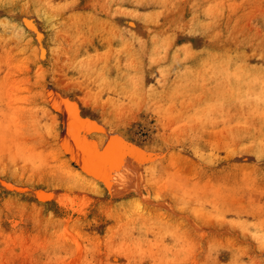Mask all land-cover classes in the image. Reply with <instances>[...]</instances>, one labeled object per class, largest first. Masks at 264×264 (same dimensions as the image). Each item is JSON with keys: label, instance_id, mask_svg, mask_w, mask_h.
I'll return each mask as SVG.
<instances>
[{"label": "rangeland", "instance_id": "rangeland-1", "mask_svg": "<svg viewBox=\"0 0 264 264\" xmlns=\"http://www.w3.org/2000/svg\"><path fill=\"white\" fill-rule=\"evenodd\" d=\"M52 94L140 193L69 160ZM0 264H264V0H0Z\"/></svg>", "mask_w": 264, "mask_h": 264}, {"label": "bare ground", "instance_id": "bare-ground-1", "mask_svg": "<svg viewBox=\"0 0 264 264\" xmlns=\"http://www.w3.org/2000/svg\"><path fill=\"white\" fill-rule=\"evenodd\" d=\"M28 24L30 25L31 23H27V25ZM61 94L60 95L52 94L50 97L47 98L48 99L50 98L49 103L51 109L58 114V117L61 121L59 144L62 152L66 156H68L69 160L72 163L74 164L76 163L77 165L82 166L83 169L81 168L80 170H82L86 174L94 175V177H96L98 176V174L103 173L106 176L105 173L108 171V173L111 175L107 174L106 177L109 178V182H106V184L110 191L113 192L121 186L127 187V185L129 183L132 184L134 180L135 181V183H133L135 184L134 189L136 192H139L138 190L139 186L136 180L137 176L133 175V173L135 172L132 173L130 170L131 166H129V163L124 162V160L116 154L117 150L120 151V149L123 147L120 148L118 143L113 142L110 144H105V146L102 149H99L98 146L94 144L95 142L93 141L94 142L93 143L89 138L90 135L94 132L95 126L92 124L88 116L74 100L62 96ZM138 153L140 152L138 151ZM143 156L144 155L140 153V156L137 157H139L138 159H141V157ZM128 159H129L128 161H130V159L132 158L130 157ZM104 175L102 174L101 176L99 175L101 177L99 179L102 180L103 179L102 176L104 177ZM104 180L105 179H103L102 181L105 184ZM41 194L39 196L41 197L46 196V194L45 196Z\"/></svg>", "mask_w": 264, "mask_h": 264}]
</instances>
